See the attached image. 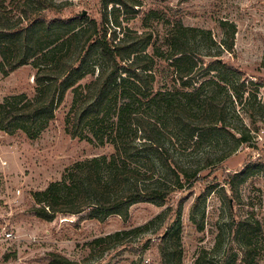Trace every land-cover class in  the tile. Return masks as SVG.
Returning <instances> with one entry per match:
<instances>
[{"label":"rangeland","instance_id":"374dc122","mask_svg":"<svg viewBox=\"0 0 264 264\" xmlns=\"http://www.w3.org/2000/svg\"><path fill=\"white\" fill-rule=\"evenodd\" d=\"M1 1L3 7L11 11L9 0ZM33 1L29 0V4L33 5ZM49 1L59 5L63 18L85 12L81 25L90 19H99V0ZM135 1L140 5L139 12L135 16L122 15L120 24L129 35L144 29L150 31L152 44L160 48L159 55L163 51L160 47L162 38L168 30L165 21L179 18L185 27L203 31L201 38L194 42V48L205 64L220 58L245 76V85L247 80L264 84V0ZM153 10L158 11V19L151 17L147 28H143L144 15ZM219 21H227L236 28L231 53L224 50L226 38L219 29ZM144 53L153 55L156 64L153 94L160 91L163 97L148 102L143 97V90L135 88L138 96L134 111L138 116L156 122L164 131L159 142L174 161L188 171V177L183 181L185 192H175L167 204L160 206L132 205L126 221L117 215L104 220L83 218L79 221L73 216L59 215L45 222L33 215V192L61 180L63 171L75 162L108 157L113 151L108 141L116 130V107L122 101L119 96L103 120L99 119L95 126L84 127L78 132L79 137L70 133L74 89L78 97L84 95L91 79L88 74L66 92L56 108L54 120L36 139L30 140L21 132L8 135L0 131V264H50L49 253L64 256L75 264H160L158 236L177 227L181 231V264H264V167L262 163L261 168L253 167L264 161V85H247V92L241 94V102L227 106L225 126L228 132L214 131L206 139L179 138L173 135L171 112L165 107V100L171 99L175 103L186 90L173 81L171 61L154 55L152 46L145 48ZM92 61H97L95 55ZM36 71L30 60L6 76L0 74V103L14 95L32 98ZM194 75L198 81L196 86L206 77L203 71L194 70L190 77ZM205 79L210 81L207 80L200 90L201 97L206 93L223 95L227 85L232 87L237 76L219 68ZM193 108V115L200 120L198 111L201 109L199 106ZM137 135L138 141L143 135L141 132ZM248 166L236 185L234 197L229 182ZM142 178L144 185L150 188H163L171 181L168 171L157 162L156 171L146 172ZM212 187L214 190L199 201L192 218L190 211L194 199ZM182 196L184 201L179 217L166 220L168 207L171 205L175 209ZM232 221L258 226L261 234L251 246L245 247L234 237ZM147 223L149 226L145 230L138 229ZM116 232L128 233L110 244L108 250L90 251L88 245L94 239Z\"/></svg>","mask_w":264,"mask_h":264},{"label":"trees","instance_id":"16d2710c","mask_svg":"<svg viewBox=\"0 0 264 264\" xmlns=\"http://www.w3.org/2000/svg\"><path fill=\"white\" fill-rule=\"evenodd\" d=\"M33 2L30 5L29 0H9L11 11H7L3 7L4 2H0V74L6 76L30 60L37 68L32 98L23 94L14 95L0 103V131L8 135L21 132L30 140L36 139L54 120L56 108L66 92L75 88L88 74L91 79L84 95L78 97L74 89L71 136L79 137L78 132L84 127L95 126L99 119H104L118 96L122 100L116 107L115 134L108 141L112 153L108 157L75 162L63 171L61 180L31 194V212L41 221L49 222L59 215L73 216L78 221L83 218L104 220L117 215L126 221L132 205L150 203L160 206L167 204L175 192H185L183 181L188 177V171L179 166L159 142L164 131L156 122L138 116L134 111L138 96L135 88L143 90V97L148 102L163 97L160 91L153 94L156 64L153 55L144 53L148 46H152V53L160 59L171 61L173 81L186 90L175 103L171 99L165 100V107L171 112L173 135L179 138L206 139L214 131L228 132L225 126L227 106L241 102V94L247 92V85H264L252 80H247L245 85V76L220 58L205 64L194 48V42L201 38L203 31L185 27L179 18L165 21L168 30L162 38L160 47L163 51L159 55L157 51L160 48L152 44L153 34L150 31L144 29L141 33L129 35L120 24L122 15L135 16L139 12L140 5L135 0H99V19H90L85 25L80 24L84 19L82 13L63 18L59 5L52 1ZM157 12L153 10L144 15L143 28H147L151 17L158 19ZM218 26L226 38L224 50L231 53L236 28L227 21H219ZM208 39L213 43L210 36ZM94 55L96 62L92 61ZM219 68L237 76L233 86L227 85L223 95L206 93L203 97L199 96L200 90L210 81L205 78ZM194 70L198 73L203 71L206 76L198 86L195 75L190 77ZM196 106L201 109L198 111L200 120L193 115V107ZM249 114L252 118L250 111ZM137 132L143 135L138 141ZM156 162L171 177L169 185L163 188H150L143 183L144 173L156 171ZM261 163L264 167V161L253 167L261 168ZM248 168L235 174L229 182L234 197L236 185ZM212 190L213 187L194 199L190 211L192 218L199 201ZM183 201L182 196L175 209L171 205L168 207L166 220L179 217ZM148 226L149 223L138 229L145 230ZM232 228L234 237L239 238L245 247L251 246L261 234L260 227H252L243 221H232ZM180 232L177 227L158 236L160 264H181ZM127 233L116 232L96 238L89 243V249L92 252L97 248L108 250L110 244ZM48 257L50 264H75L56 253H49Z\"/></svg>","mask_w":264,"mask_h":264},{"label":"water","instance_id":"95a60500","mask_svg":"<svg viewBox=\"0 0 264 264\" xmlns=\"http://www.w3.org/2000/svg\"><path fill=\"white\" fill-rule=\"evenodd\" d=\"M82 15H85V12H82Z\"/></svg>","mask_w":264,"mask_h":264},{"label":"built area","instance_id":"2783aa9c","mask_svg":"<svg viewBox=\"0 0 264 264\" xmlns=\"http://www.w3.org/2000/svg\"><path fill=\"white\" fill-rule=\"evenodd\" d=\"M7 237H9V235H6Z\"/></svg>","mask_w":264,"mask_h":264}]
</instances>
